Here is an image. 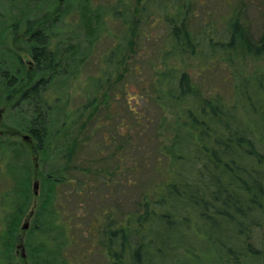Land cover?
I'll return each mask as SVG.
<instances>
[{
	"label": "rangeland",
	"instance_id": "1",
	"mask_svg": "<svg viewBox=\"0 0 264 264\" xmlns=\"http://www.w3.org/2000/svg\"><path fill=\"white\" fill-rule=\"evenodd\" d=\"M69 1L61 0L62 6L65 2L67 6ZM90 5L92 10L98 8L103 14V42L96 45L94 55L89 56L83 68L70 76L77 69L70 66L69 74L57 79L52 90L60 98L56 109L65 105L64 111L70 115L62 127L56 119L57 111L53 113L49 130L56 139L52 142L67 157V145L78 144L72 162L74 170L67 173L70 184L57 191L64 210L62 219L69 224L68 236H71L59 264H111L100 243L102 238L93 237L94 225L113 216L121 224L128 215L142 212L143 199L156 200L160 187L176 179L171 171L180 167L181 157L184 163L195 161L189 163L201 167L205 154L197 146L199 132L192 131L188 119L190 108L196 109L207 99L217 97L249 128L256 127L255 123L264 128V117L258 119L252 115L253 108L247 107L248 97H254L256 82L264 74V57L247 52L240 43L234 50L227 47L231 38L229 21L234 15L248 29L254 43L260 40L264 32V0H90ZM185 6L190 8L188 27L196 44L195 55L188 47L183 53L175 48L166 22V16L174 14L175 7ZM0 7L1 11H7V0H0ZM46 7L43 4V13ZM112 9L119 11L118 14ZM78 18V10L72 11L58 25V39L63 46L78 47L81 53H86L90 45L82 28L79 29ZM211 36L216 42L213 47L208 40ZM4 39L8 45L6 51L18 53L28 64L25 38L13 42L9 31ZM117 46L125 54L122 65L108 61ZM183 75L189 80L190 94L181 104H172L170 100L167 104L166 97L179 91ZM260 109L264 113V107ZM4 120V117L0 119L3 131L7 129ZM161 124L165 125L162 135ZM63 154L59 162L52 159L56 165L51 162L44 165L39 162L38 153L31 154L28 150L26 167L45 174L51 168H62L66 160ZM1 160L0 155V170L5 165ZM84 184L89 185L78 193ZM2 185L0 192L9 193L11 187ZM40 190L41 180L32 178L31 194L39 195ZM35 203L34 197L26 215ZM3 214L0 209V221ZM183 216L192 217L191 227H183L185 223L180 221L182 225L173 234L172 247L180 255L177 263L222 264L214 246L198 231L193 213L184 211ZM26 237L27 234L24 241ZM60 243L63 244L62 240Z\"/></svg>",
	"mask_w": 264,
	"mask_h": 264
},
{
	"label": "trees",
	"instance_id": "2",
	"mask_svg": "<svg viewBox=\"0 0 264 264\" xmlns=\"http://www.w3.org/2000/svg\"><path fill=\"white\" fill-rule=\"evenodd\" d=\"M7 2V11H1L0 7V111H3L6 121L3 126L9 135L0 136L1 161L5 163L4 169L0 170V183L11 189H8L9 193L0 192V209L4 212L0 221V264H59L71 236H68L69 224L62 219L64 210L57 191L70 184L71 177L67 173L74 170L72 162L78 144L67 145V157L52 142L56 139L49 130L53 113L57 111L56 119L62 127L70 119L64 111L65 105L56 109L60 98L52 90L57 79L69 74L72 66L77 69L70 76L94 55L96 45L103 42L105 22L98 8L91 9L90 0H70L67 6H64L66 2L62 6L61 0ZM73 2L77 3L75 7ZM43 4L48 8L44 13ZM76 10L79 12V29L82 28L85 41L90 45L86 53H81L78 47L63 46L58 39V25ZM173 13L166 16L172 43L180 53L188 47L195 55L196 44L188 27L190 8L175 7ZM229 28V50H234L240 43L246 46L247 52L264 57V32L254 43L248 29L235 15L229 21ZM9 31L13 42L25 38L28 64L18 53L6 51L8 45L4 38ZM208 40L210 47L215 46L212 36ZM128 43L130 45V41ZM124 58L123 49L117 46L108 61L112 64L118 61L122 65ZM30 61L34 66L32 69ZM179 84L178 92L164 98L167 104L168 100L181 104L190 94L185 75ZM256 86L254 97H248L251 103L248 102L247 107L253 108L252 115L260 119L264 117L260 109L264 107V74ZM158 105L162 108L161 103ZM199 106L190 108L188 119L192 131L199 132L197 146L205 154L201 167L191 165L190 158L184 163L182 157L181 162L175 157L180 164L177 170L171 171L176 179L160 187L156 200L143 199L140 203L142 212L128 215L121 224L113 216L94 225L93 237L102 238L100 243L111 264H178L180 255L172 247L171 240L178 225H182L180 221L185 223L183 227H191L190 217L181 218L184 211L193 213L198 231L214 246L222 264L264 263V130H256L263 127L255 123L256 127L249 128L217 97L207 99ZM161 120L165 122V118ZM159 132L165 134V125H160ZM19 135H28L31 142L23 143ZM28 150L31 154L38 153V160L44 165H50L52 159L59 162L61 154L66 160L62 168H51L45 174L35 168H28V171ZM52 164L56 165V162ZM167 172H170L169 168ZM33 176L41 180L39 195L30 191ZM87 185L79 187L78 193ZM34 197V208L26 215ZM24 221L30 224L32 221L27 230L22 229ZM26 234L28 237L23 239L26 258H17L15 247ZM59 240L62 245L58 244Z\"/></svg>",
	"mask_w": 264,
	"mask_h": 264
},
{
	"label": "flooded vegetation",
	"instance_id": "3",
	"mask_svg": "<svg viewBox=\"0 0 264 264\" xmlns=\"http://www.w3.org/2000/svg\"><path fill=\"white\" fill-rule=\"evenodd\" d=\"M0 119L3 117V111H0ZM0 128H1V123H0ZM4 135H9V132L7 131V130H5V131H3V130H1L0 129V136H4ZM28 135H19L18 137H19V140L20 141H22L23 143H30L31 142V140H30V138H29V136L27 137ZM31 214H32V212H31ZM26 221H24V223H25ZM23 239H24V236L20 239V242L21 243H17V245H16V247H15V254H16V256H19V257H21V258H26V257H22V249L24 248L25 249V247H24V245H23ZM25 253H26V249H25Z\"/></svg>",
	"mask_w": 264,
	"mask_h": 264
},
{
	"label": "water",
	"instance_id": "4",
	"mask_svg": "<svg viewBox=\"0 0 264 264\" xmlns=\"http://www.w3.org/2000/svg\"><path fill=\"white\" fill-rule=\"evenodd\" d=\"M1 114V113H0ZM28 137V136H27ZM30 226V222L29 221H26L23 226H22V229L23 230H27ZM22 257H26V253H25V249L23 248L22 249Z\"/></svg>",
	"mask_w": 264,
	"mask_h": 264
}]
</instances>
